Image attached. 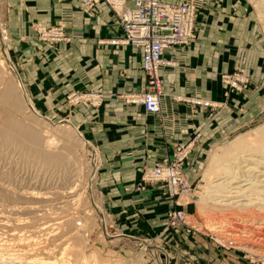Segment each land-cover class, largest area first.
Returning <instances> with one entry per match:
<instances>
[{"label": "rangeland", "instance_id": "obj_1", "mask_svg": "<svg viewBox=\"0 0 264 264\" xmlns=\"http://www.w3.org/2000/svg\"><path fill=\"white\" fill-rule=\"evenodd\" d=\"M21 2L0 0V89L9 88L6 111L16 116L21 125L38 132L43 144L50 140L54 145L46 146L52 153L44 156L28 153L19 145L0 139V263L136 264L143 260L138 252L150 246L151 238L147 235L141 238L149 241V245L131 243L138 256L131 252L114 254L108 238L116 232L113 218H118L117 211L112 206L110 191L101 190L100 175L95 174L102 171V158L101 164L97 162L98 171L90 170L95 164L94 148L87 143L88 151L84 146L85 135L97 148L91 128L101 122L102 116L95 108L101 105L104 96L91 89L66 88L71 72L65 78L57 66L67 64L70 68L74 59L70 61V55L63 58L64 53L55 45L68 42L70 37L55 39L52 30L62 25L23 19V12H28L21 7ZM216 3L220 13L225 15V32H230L232 47L237 50V61L232 70L224 74L241 70L248 78V88L249 71L252 64L258 62L255 74L264 90V0H218ZM24 24H27L26 29L22 28ZM219 79L222 82L221 77ZM20 85L43 118L27 107ZM125 94L128 93L118 94L116 98L126 105L133 104L125 101ZM233 119L235 125L223 129L229 121L225 122L216 130L220 134L216 140L202 148L197 163L189 169L190 176H185L187 165L183 166V174L194 187L195 197L185 208L190 215L187 226L192 229H179L195 235L196 245L204 243V252L197 247L196 264H264V235L260 232L264 229V203L247 205V201H243L244 204L238 205L231 203L234 199L228 201L222 197L232 176L252 167L255 172H246L251 173L252 179L258 174L256 171L264 169L261 167L264 166V108L249 120ZM82 126L88 130L84 135ZM100 130L106 133L103 124ZM236 140L239 145H235ZM64 144L70 149L71 161L65 155L57 157ZM248 158L252 159L251 164L240 163ZM89 159H92L91 166ZM252 181L256 186V181ZM31 191L33 193H29ZM98 206L104 213L101 214ZM165 212L166 225L177 228L167 223ZM69 237H76L78 244H72ZM152 245L154 249L148 264H175L176 259L181 258L171 250L172 245L166 239L153 241ZM156 245H159L158 250Z\"/></svg>", "mask_w": 264, "mask_h": 264}, {"label": "crops", "instance_id": "obj_2", "mask_svg": "<svg viewBox=\"0 0 264 264\" xmlns=\"http://www.w3.org/2000/svg\"><path fill=\"white\" fill-rule=\"evenodd\" d=\"M217 1L193 0L196 4L194 38L175 49L174 66L158 67L162 95L159 111L150 114H145L139 105H126L116 98L118 94L139 91L143 83L140 50L107 43V38L116 35V29L113 16L103 4L84 12L78 0H22L20 3L28 12H23V19L62 25L64 33L70 37L68 42L55 45L64 53L63 58L70 55V61L74 59L70 68L67 64L57 66L65 78L71 72L66 88L91 89L104 96L101 105L95 108L102 116L101 122H96L91 130L103 162L102 171L97 175H100L99 186L104 192L110 191L112 199L109 198L118 217L113 218L116 232L108 238V244L112 245L114 254H137L134 246L144 243L143 235L149 236L151 244L145 251L138 252L143 257L138 264L149 263L153 241L162 239L168 240L171 250L181 257L175 264H196L197 247L204 252V243L196 245L195 235L166 225L163 213L170 203L158 185L135 189L142 167L151 166L164 157L171 158L178 143L198 132L196 148L190 153L189 165L184 167L188 177L202 148L220 135L216 133L218 128L227 121L228 126L223 129L235 125L233 118L249 120L264 108L263 84H258L259 77L255 74L258 62L252 64L249 86L242 91L227 87L219 79L232 70L237 50L232 47L230 32H225V15L217 8ZM26 27L27 24L22 26ZM168 55L170 53L165 51L163 58ZM193 98L214 106L192 104L189 100ZM107 119H111L110 123L105 122ZM102 124L106 133L100 130ZM81 130L83 135L88 131L83 126Z\"/></svg>", "mask_w": 264, "mask_h": 264}, {"label": "built area", "instance_id": "obj_3", "mask_svg": "<svg viewBox=\"0 0 264 264\" xmlns=\"http://www.w3.org/2000/svg\"><path fill=\"white\" fill-rule=\"evenodd\" d=\"M79 4L85 12H91L98 4L109 10L116 29V35L106 40L109 45H129L140 50L143 83L139 91L125 94L124 99L128 103L136 102L145 114L157 113L162 95L158 67L174 66L175 49L194 38L196 4L193 0H79ZM61 29L52 30L55 39L67 36ZM165 51L170 53L167 58H163ZM221 80L238 91L247 88L248 78L241 70L222 74ZM189 101L204 107L214 106L195 98ZM198 137V132L193 133L174 147L171 158L164 157L151 166H144L136 185L137 190L145 189L148 184L158 185L170 203L165 212L167 223L186 231L192 228L187 226L190 215L183 207L194 199L195 190L185 178L183 166L189 163V154L196 148ZM88 145L94 148L89 142Z\"/></svg>", "mask_w": 264, "mask_h": 264}, {"label": "bare ground", "instance_id": "obj_4", "mask_svg": "<svg viewBox=\"0 0 264 264\" xmlns=\"http://www.w3.org/2000/svg\"><path fill=\"white\" fill-rule=\"evenodd\" d=\"M79 2V0H78ZM80 6V4H79ZM80 9L82 11L83 8L80 6ZM85 12V11H84ZM118 46V45H117ZM20 88H21V93H22V96L25 98L26 100V103H27V107L30 108L31 111H34L35 112V115L36 116H39L40 118H43V116L39 115V113L37 112V110H35V108L33 107V105L30 103L28 97H26V93H25V90L23 89V87L20 85ZM9 96V88L7 87V89L3 90L0 89V139L3 141V142H11L15 145H19L20 147H22V149H24L26 152L28 153H32V154H35V155H44V156H47V155H50L52 152V150L48 149V148H52V146L54 145V142L52 143L49 139V141H47L46 143L43 144L42 142V139L40 137V135L38 134V132L34 131L32 128H29V127H25L23 125H21L18 121V119L16 118V116L8 113L6 110V101L5 99ZM134 105H138L136 102H133ZM140 106V105H139ZM141 108V107H140ZM142 110V109H141ZM64 120V119H63ZM66 121H69V123L71 122L70 120H65ZM67 123V122H66ZM68 123V125H69ZM74 128V127H73ZM44 137V136H43ZM48 138H51V137H48ZM84 141H85V144L84 146L89 150V147H87V143L89 142L84 136ZM55 139V138H53ZM52 139V140H53ZM44 140V139H43ZM55 141V140H53ZM56 143V142H55ZM239 145V141L236 140V143L235 145ZM58 145V144H57ZM48 146V148L46 147ZM55 147V146H54ZM57 147V146H56ZM235 147V146H234ZM60 150V149H59ZM69 148H68V145L64 144L62 146V149L61 153H58L57 151V157H59L60 155H65L66 157H69L70 161H71V156H70V152H69ZM94 160H95V164H93L92 168H90V170H95L98 171V169L100 168V165L97 163V162H100L101 164V156L99 154V151L98 149L94 146ZM190 155V154H189ZM190 157V156H189ZM254 159V158H253ZM256 160V159H255ZM73 161V160H72ZM241 161H244L246 164H251L250 161H252V159H244V160H240V163ZM254 161V160H253ZM237 162V161H236ZM243 162V163H244ZM264 162V161H263ZM89 163H90V166L92 164V159H89ZM230 163V162H229ZM232 163V162H231ZM256 164V163H255ZM95 165V166H94ZM245 165V164H244ZM259 165V164H258ZM257 165V167H258ZM243 166V165H242ZM241 166V167H242ZM216 167V166H215ZM214 167V168H215ZM220 167V166H219ZM247 167V165H246ZM264 168V166H261ZM243 168V167H242ZM252 167H248L246 168L245 170H241L239 175H235V176H232L231 177V180L227 181V189L226 190V194L223 195L222 197H225V199H234L233 201H231V203H238V205H242L244 204L243 201H247V205L248 204H262L264 203V169L260 170V171H256L258 172V174L255 175V178L253 177L251 179V173H247V171H253L254 168ZM217 169V168H216ZM226 169V168H225ZM240 169V168H239ZM224 172V171H223ZM237 172V171H236ZM255 172V170H254ZM97 173L96 172V176H97ZM218 174V173H217ZM224 174V173H223ZM235 174V173H234ZM230 176V175H229ZM257 176V177H256ZM230 179V178H228ZM141 180V179H140ZM252 180H255L257 183V188L255 189V187L253 186V181ZM140 182V181H139ZM221 187V186H220ZM135 189H136V186H135ZM137 190V189H136ZM225 190V189H224ZM68 192V191H67ZM29 193H33L32 191L29 192ZM221 193V192H220ZM249 193V194H248ZM221 197V196H220ZM245 199V200H244ZM229 203V202H228ZM227 203V204H228ZM230 203V204H231ZM226 204V205H227ZM246 204V203H245ZM189 205V204H188ZM258 206V205H257ZM95 207V206H94ZM93 207V208H94ZM185 207V206H184ZM183 207V209H184ZM28 208V207H27ZM30 208V207H29ZM33 208V207H32ZM24 209V207H23ZM98 209L101 211V214L104 213V209L103 211L101 210V206H98ZM184 211H186L184 209ZM189 214V213H188ZM250 215V214H249ZM252 215V214H251ZM258 215V214H257ZM107 218V216H106ZM264 220V218L262 219ZM66 225V224H65ZM79 225V224H78ZM85 225V224H84ZM49 226V225H47ZM44 227V226H43ZM103 229L104 231L106 230L105 228V225H103ZM46 228V227H45ZM82 228V227H81ZM44 229V228H43ZM84 229V228H83ZM79 231H81V229H79ZM76 232V231H75ZM261 232V235H264V229ZM260 235V236H261ZM117 236V235H116ZM79 237V236H77ZM118 237V236H117ZM259 237V236H258ZM104 238H107L106 237V234L104 233ZM110 238V237H109ZM116 238V237H115ZM69 239H72V244H78V242H76V237H69ZM68 240V239H67ZM115 240V239H114ZM117 240V239H116ZM78 241V240H77ZM147 241V240H146ZM144 242L146 245H149V241L148 242ZM70 243V242H69ZM70 245V244H69ZM67 246V245H66ZM77 246V245H76ZM71 247V245H70ZM65 248V247H64ZM64 248L62 250H64ZM146 248V246H145ZM161 248V247H160ZM159 249V247H158ZM65 251V250H64ZM76 251V250H75ZM63 252V251H62ZM51 253V252H50ZM49 252H47L46 254H50ZM59 253V252H58ZM65 253V252H64ZM45 254V253H43ZM54 255V252L52 253ZM18 255V254H17ZM51 255V254H50ZM66 255H67V252H66ZM70 255V254H69ZM2 256V255H1ZM27 256V255H26ZM46 256V255H45ZM52 256V255H51ZM63 256V255H62ZM65 256V255H64ZM25 257V256H24ZM38 257V256H37ZM43 257V256H42ZM68 257V256H66ZM70 257V256H69ZM39 258V257H38ZM41 258V257H40ZM44 258V257H43ZM42 258V259H43ZM49 258V257H48ZM64 258V257H63ZM2 259V257H1ZM0 259V260H1ZM30 259V258H29ZM40 259V262L41 260ZM59 259V258H58ZM65 259V258H64ZM97 259V258H96ZM168 259V258H166ZM19 260V259H18ZM22 260V259H21ZM60 260V259H59ZM63 260V259H62ZM3 261V260H2ZM20 261V260H19ZM18 261V262H19ZM37 261V260H36ZM39 261V260H38ZM44 261V260H43ZM42 261V262H43ZM56 261V260H55ZM68 261H71L70 258H68ZM74 261V260H73ZM47 262V261H46ZM50 262V260L48 261V263ZM64 262V261H63ZM67 262V261H66ZM135 262V260H134ZM5 263V262H4ZM29 263V262H28ZM34 263V262H33ZM36 263V262H35ZM68 263V262H67ZM70 263V262H69ZM2 264V263H0ZM30 264V263H29ZM39 264V263H38ZM41 264V263H40ZM43 264V263H42ZM45 264V262H44ZM47 264V263H46ZM51 264V263H49ZM55 264V263H54ZM62 264V263H61ZM135 264V263H134ZM136 264H138V262H136ZM140 264V263H139Z\"/></svg>", "mask_w": 264, "mask_h": 264}]
</instances>
